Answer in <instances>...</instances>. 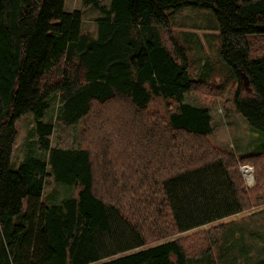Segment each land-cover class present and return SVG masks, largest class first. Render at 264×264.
<instances>
[{
	"label": "trees",
	"instance_id": "16d2710c",
	"mask_svg": "<svg viewBox=\"0 0 264 264\" xmlns=\"http://www.w3.org/2000/svg\"><path fill=\"white\" fill-rule=\"evenodd\" d=\"M83 1L102 12L97 37L65 0H0V264L204 262L225 223L148 244L250 208L264 192V151L237 157L211 142L210 109L185 94L206 102L224 83L193 78L162 30L170 10L213 11L221 60L240 79L236 107L264 133V0ZM54 94L65 124L84 121L78 148L52 145L55 123L43 119ZM154 97L173 98L177 111L151 110ZM27 113L46 156L14 168L16 120ZM241 164L254 166L255 187L246 188ZM49 167L76 184L77 198L43 202Z\"/></svg>",
	"mask_w": 264,
	"mask_h": 264
},
{
	"label": "rangeland",
	"instance_id": "374dc122",
	"mask_svg": "<svg viewBox=\"0 0 264 264\" xmlns=\"http://www.w3.org/2000/svg\"><path fill=\"white\" fill-rule=\"evenodd\" d=\"M111 1L102 0L101 4L110 7ZM65 9L67 11L82 10L83 32L90 34L92 37H97L98 19L102 16L100 9L84 4L83 0H65ZM167 14L170 20V28L169 30H162L163 40L172 50H175L177 45L181 47V51L184 52L190 66V75L193 78H206L211 80V83H222V85L224 83L221 91L206 102H202L193 92L185 94V102L207 106L210 109L213 128L209 135L211 142L215 146L234 153L237 157L246 155L249 152L264 151V133L253 131L252 126L236 107L235 95L240 79L221 60L220 30L213 11L206 8L185 6L170 10ZM242 89L243 91H250L246 86H242ZM50 101L51 107L47 110L43 120H50L55 123L51 137L52 145L62 148H78L81 145L83 119L81 118L73 124H65L59 117L60 100L58 95L54 94ZM177 106L178 103L171 97H154L149 103L151 110L158 111L166 116L176 112ZM16 127L19 133L12 157V167L18 168L21 163L31 157L45 158L46 150L40 146L35 115L33 113L22 115L16 120ZM246 165L252 169L253 181H250L242 171V167ZM254 170L253 165H240V171L248 189L256 186ZM49 172L51 174L46 176L43 191V202L45 204H58L65 199L78 197L76 184L57 181L50 167ZM249 175L251 177L250 172ZM250 202L251 206L244 210L245 213L232 219H226L232 222L225 232L228 235L230 231H233L235 225L249 224L251 229L249 233L251 238L250 254L237 252L238 261H232L231 258H234V256L230 255H228L230 258L227 261H218L215 253H212L204 262L191 264H253L254 262V264H264V192L253 194ZM244 233L242 231L238 235ZM246 237L248 236L246 235ZM168 238L170 237L166 239ZM166 239L155 240L148 245ZM235 241L236 238L232 243H235ZM236 244H238L237 241ZM215 249L220 252L221 246ZM209 258L216 259L215 263L208 261Z\"/></svg>",
	"mask_w": 264,
	"mask_h": 264
},
{
	"label": "crops",
	"instance_id": "0c3cea01",
	"mask_svg": "<svg viewBox=\"0 0 264 264\" xmlns=\"http://www.w3.org/2000/svg\"><path fill=\"white\" fill-rule=\"evenodd\" d=\"M15 148H16V144L14 145V148H13L12 157L14 155ZM12 157H11V163H12ZM242 213H245V212L244 211H241V212L238 211V212H235V213L228 215V216L215 218L211 222H207L204 224L193 226L187 230H184L182 232H178L177 234L170 236V238H168L166 240L174 239V238H178V237H182V236H188L195 231H200L202 229H207L213 225L225 223L224 224L225 228H224V230L220 236L219 243L215 247V248H218L219 246H221V250L219 252L217 249H214L213 253H215V255L217 256L218 261H220V260L227 261L228 258H230L228 255L234 256V258H231L232 261H238L237 260L238 257L236 255L237 252L242 253V254H247V255L250 254V251H251V238L249 237V233L251 232L250 225L247 223L246 224H239L238 226L235 225V228L232 229L233 231H230V234L227 235V233L225 234V232L227 231L229 224L232 221L226 220V219H228V218L232 219L236 216L241 215ZM242 231L245 233L247 232V234L244 233L243 235H238V233L240 232V234H241ZM246 235L248 237H246ZM234 238H236V241L238 242V244H236V241H235V243L234 242L232 243ZM162 241H165V240H162ZM162 241H159V242H162ZM234 246H237V247L235 248Z\"/></svg>",
	"mask_w": 264,
	"mask_h": 264
},
{
	"label": "water",
	"instance_id": "95a60500",
	"mask_svg": "<svg viewBox=\"0 0 264 264\" xmlns=\"http://www.w3.org/2000/svg\"><path fill=\"white\" fill-rule=\"evenodd\" d=\"M239 71H240L242 86H246L251 91L250 79H249L247 72L243 69H240Z\"/></svg>",
	"mask_w": 264,
	"mask_h": 264
},
{
	"label": "bare ground",
	"instance_id": "6f19581e",
	"mask_svg": "<svg viewBox=\"0 0 264 264\" xmlns=\"http://www.w3.org/2000/svg\"><path fill=\"white\" fill-rule=\"evenodd\" d=\"M247 169H248V171H247ZM247 169H246V167H245L244 171L248 172V173H247L248 178L250 179V181H253V172H252V169L249 168V167H248ZM249 172H250V174H251V177H250V175H249Z\"/></svg>",
	"mask_w": 264,
	"mask_h": 264
},
{
	"label": "built area",
	"instance_id": "2783aa9c",
	"mask_svg": "<svg viewBox=\"0 0 264 264\" xmlns=\"http://www.w3.org/2000/svg\"><path fill=\"white\" fill-rule=\"evenodd\" d=\"M245 167H246V169H247L249 166H243V167H242V171L244 172L245 176L248 178V176H247V173H248V172L244 171ZM249 168H251V167H249ZM247 171H248V169H247ZM248 179H249V178H248Z\"/></svg>",
	"mask_w": 264,
	"mask_h": 264
}]
</instances>
